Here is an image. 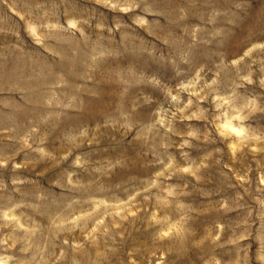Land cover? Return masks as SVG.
<instances>
[{
    "label": "rangeland",
    "instance_id": "rangeland-1",
    "mask_svg": "<svg viewBox=\"0 0 264 264\" xmlns=\"http://www.w3.org/2000/svg\"><path fill=\"white\" fill-rule=\"evenodd\" d=\"M0 264H264V0H0Z\"/></svg>",
    "mask_w": 264,
    "mask_h": 264
}]
</instances>
